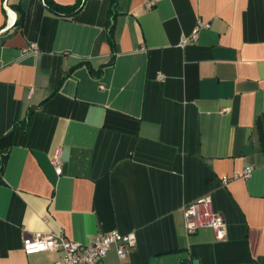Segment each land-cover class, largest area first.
I'll list each match as a JSON object with an SVG mask.
<instances>
[{"label": "crops", "instance_id": "obj_1", "mask_svg": "<svg viewBox=\"0 0 264 264\" xmlns=\"http://www.w3.org/2000/svg\"><path fill=\"white\" fill-rule=\"evenodd\" d=\"M149 1L0 0V264H55L35 232L112 230L137 244L100 264H264V0ZM203 196L226 239L186 233Z\"/></svg>", "mask_w": 264, "mask_h": 264}, {"label": "built area", "instance_id": "obj_2", "mask_svg": "<svg viewBox=\"0 0 264 264\" xmlns=\"http://www.w3.org/2000/svg\"><path fill=\"white\" fill-rule=\"evenodd\" d=\"M155 4L154 0L147 3L148 7ZM210 24L199 20L192 34L185 38L187 41H196L202 28L209 27ZM25 51H36V45L33 44ZM164 79V75L159 76ZM51 163L58 175L64 171L63 146H57L53 152ZM254 168L248 166L241 173L224 175L222 182L229 183L232 180L248 179L253 175ZM184 227L188 235L195 234L202 228H212L215 231L218 240H224L227 237V222L223 215L214 208L213 198L203 196L197 200L187 203L183 207ZM44 222L49 221V216L43 217ZM136 234H124L119 230L100 233L89 244L68 238L64 231L61 232H35L26 235L23 238V250L26 254H35L45 251H54L59 254L55 264H100L108 252L115 248L121 258H125L129 252L136 246ZM189 264V263H181Z\"/></svg>", "mask_w": 264, "mask_h": 264}, {"label": "trees", "instance_id": "obj_3", "mask_svg": "<svg viewBox=\"0 0 264 264\" xmlns=\"http://www.w3.org/2000/svg\"><path fill=\"white\" fill-rule=\"evenodd\" d=\"M47 3H48V2H47ZM48 4H49V3H48ZM51 5H52V4H51ZM17 9H18V11H20V17H18V19H17V23H18V24H21V23L23 22L24 14L22 13V9H21L20 7H17ZM55 9L60 10V11H66V10L75 11V10H77L76 7H70V8H67V7H59V6H56ZM111 17H113V16H111ZM113 26H114V25L111 26L110 31H109L110 38H111L110 40H111V41L113 40V37H114V35H113Z\"/></svg>", "mask_w": 264, "mask_h": 264}, {"label": "water", "instance_id": "obj_4", "mask_svg": "<svg viewBox=\"0 0 264 264\" xmlns=\"http://www.w3.org/2000/svg\"><path fill=\"white\" fill-rule=\"evenodd\" d=\"M65 169V168H64ZM65 171V170H64Z\"/></svg>", "mask_w": 264, "mask_h": 264}]
</instances>
